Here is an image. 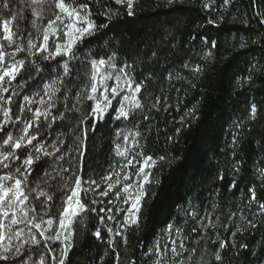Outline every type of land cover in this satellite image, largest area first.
<instances>
[{"label": "trees", "instance_id": "16d2710c", "mask_svg": "<svg viewBox=\"0 0 264 264\" xmlns=\"http://www.w3.org/2000/svg\"><path fill=\"white\" fill-rule=\"evenodd\" d=\"M76 3L89 5L98 31L77 45L78 58L70 63L71 72L65 78L70 91L62 89L58 93L53 115L63 111L65 95L71 107L73 97L86 83L89 54L107 59L115 53L117 67L131 65L129 71L136 83L143 81L139 93L143 107L127 120L114 119V112L109 110L95 131H88L82 155L75 150L73 134L69 133L79 118L77 113H66L67 119L58 120L47 129L42 121L41 139L51 143L57 133L65 134L61 151L70 144L74 150L58 163L69 169L65 176L75 170L85 187L88 177L100 183L101 177L118 171L123 158L116 155L117 144L127 148V154L153 157L154 166L145 169L151 173L150 183L143 185L147 195L141 201L138 224L125 223L127 213L117 212L116 206H129L113 193L108 197L99 195L104 189L102 183L99 189L92 186L95 192L81 193L88 210L74 218L72 248L65 264H116V252L120 264H155L157 260L159 264H180L190 255L182 252L181 242L189 250L196 249L191 254V264H197L200 257L203 264H264V211L260 208L264 204V0H230L227 5L223 0H136L132 16L115 0ZM109 9L118 12L111 20L105 15ZM7 16V10L0 12V19ZM31 18L26 11L25 19L15 22L25 37ZM104 24L108 26L102 27ZM24 56L20 53L16 59ZM10 62L6 57V63ZM37 62L41 67L39 75L21 73L12 83L15 93L6 94L12 96L13 117L24 105L23 97L42 94L44 85L62 74L60 57L43 62L37 58ZM91 103L80 105L85 115ZM92 124V119L85 122V126ZM79 131L76 129L75 134ZM25 151L20 150L21 158ZM42 163L33 165L35 171L29 177V185L43 175ZM6 172L0 168V176ZM140 183L142 180L136 179L135 187ZM42 186L55 191L50 215L59 216L61 193ZM133 189L136 192L137 188ZM93 199L98 203L93 205ZM29 202H33L31 198ZM36 207L39 211L38 202ZM101 207H111L115 219H107L105 212H100ZM100 216L105 217L103 223ZM169 224L171 233L167 231ZM97 229L100 238L93 235ZM117 232L121 235H115ZM172 241L181 255H173ZM222 242L227 246L218 247ZM59 246V242L50 244L52 248ZM44 249L43 241L24 245V255L12 264H21L29 254V264H38L42 254L46 264H50ZM217 252L221 261L215 259Z\"/></svg>", "mask_w": 264, "mask_h": 264}, {"label": "snow or ice", "instance_id": "6c2138e0", "mask_svg": "<svg viewBox=\"0 0 264 264\" xmlns=\"http://www.w3.org/2000/svg\"><path fill=\"white\" fill-rule=\"evenodd\" d=\"M135 2L136 0H115L116 4L126 7L129 16L134 15ZM168 2L171 3L172 0ZM223 3L227 5L230 0H223ZM204 6L209 7L207 4ZM4 10H7L8 16L0 19V133H2L0 135V168L6 169L7 172L0 176V261L4 264H12L14 260L24 255V245H39L43 241L44 250L50 257V264H65L68 251L72 248L71 238L74 230L71 226L74 218L88 210V206L81 200V193L87 195L89 191L95 192L102 183L104 189L99 191L100 196L108 197L111 192L117 200H121V193L126 194L122 203L128 204L131 201L130 207L123 209L116 206L117 212L127 213L124 217L126 224H138L141 201L147 195L143 185L150 183L148 178L151 173L146 172L145 169L154 166V161L153 157H143L142 153H137L128 159L129 150L117 144L116 155L124 156L127 160V163L121 166L120 171L135 167L133 161L139 165L134 173H126L124 176V181H131L133 174L138 181L142 180L136 189V194L133 196L130 192V189L134 187L131 182L122 183L119 179V172H110L101 177L100 183L88 177L87 187H85L82 185L81 176L77 175L75 170L72 171L71 176H65L64 173L69 169L58 163L69 157L74 150L70 144L61 151L66 139L65 134L57 133L55 140L49 143L46 139H41L43 135L41 122L43 121L47 129L58 120L67 119L66 113L79 114V118L72 124L69 133L73 134V144L77 146L75 150L82 155L88 131L94 132L96 124L103 121L109 114V110L114 112V119L127 120L131 114L143 107L139 98L143 81L136 83L134 75L129 71L132 68L131 65L124 63L117 67L115 53L107 59L103 57L96 59L89 54L86 57L88 62V69L85 72L86 83L73 97L74 103L71 107L67 103L68 95H65L63 111L53 115V109L58 103V93L62 89L66 93L70 91L65 85V78L70 75V63L78 58V52L75 51L77 45L83 44L86 39L94 36L98 31L92 19L91 9L87 3L77 4L76 0H0V12ZM26 11L32 18L25 40L23 29L19 23L15 22L23 21ZM105 15L111 20L113 16L118 15V12L114 13L109 9ZM45 19H47L46 23H44ZM261 23H264V20ZM107 26V24L102 25V27ZM212 46L215 47L214 44ZM20 53H25V56L16 59ZM6 57L11 59L10 63H6ZM57 57L61 58L59 66L62 74H57L54 80L45 84L42 94L23 97L24 105L18 108L17 114L13 117L10 107L12 96L6 95L10 91L15 93L12 83L21 73L29 77L39 75L41 67L37 58L43 62L56 60ZM196 71L200 69L197 68ZM108 81L112 84L109 85ZM87 101L92 103L85 115L80 105ZM113 101H116L115 107ZM34 104L37 107L33 108ZM25 112L29 115H25ZM255 113L256 107L253 105L251 108L253 118ZM88 119L93 120L91 126H85ZM6 128L7 131H5ZM33 129L35 130L32 131ZM76 129H80L79 134H75ZM117 135L119 136L120 133ZM127 139L125 136L124 140L127 141ZM21 149L26 150L23 158L19 154ZM138 157H143L142 162ZM159 159L164 160L165 158L160 157ZM17 161L19 163H16ZM40 161H43L41 164L43 175L38 181H33L29 185V177L35 171L33 165ZM68 162L72 163L71 160ZM114 175L117 177L115 181L113 180ZM73 176L76 177L75 180H72ZM54 181H59V183L54 184ZM69 181H72L71 187ZM42 185H47L48 189L54 188L61 193L59 216L50 215L52 206L50 202L54 199L55 191L50 192ZM93 185L96 189L92 188ZM30 198L33 201L31 203ZM252 199L255 200L254 194ZM37 202L40 205L39 211L36 207ZM91 203L95 205L98 201L93 199ZM109 203L111 204V201ZM260 208L264 211V204H260ZM92 211L95 212L96 209L92 208ZM111 211V207L107 210L100 208V212H105L109 220L115 219ZM104 218V216L99 217L100 223L104 222ZM171 230L172 225L169 224L167 231L171 233ZM107 231L111 233L112 229L108 228ZM237 231L240 229L237 228ZM177 232L179 234V230ZM93 235L100 238V230L97 229ZM115 235H121V233L117 232ZM123 239L126 244L127 238ZM57 242L60 244L58 248L50 247V244ZM113 242L114 238L109 240L110 245ZM175 243L172 241L173 255L179 256L182 252H190L185 260L180 261V264H191L193 259L191 254H194L196 249L189 250L181 242L182 252H177ZM226 246V242L218 245L220 248ZM156 247L159 248V242L156 243ZM28 251L31 253V248ZM115 258L116 264H120L119 252H116ZM215 259L222 260L219 252L215 253ZM30 260L31 254L21 261V264H29ZM38 264H46L43 254ZM155 264H159V260ZM197 264H203V257L198 259Z\"/></svg>", "mask_w": 264, "mask_h": 264}, {"label": "rangeland", "instance_id": "374dc122", "mask_svg": "<svg viewBox=\"0 0 264 264\" xmlns=\"http://www.w3.org/2000/svg\"><path fill=\"white\" fill-rule=\"evenodd\" d=\"M46 22H47V19H45L44 23H46ZM33 34H34V33H33ZM26 38H27V36L25 37V40H26ZM50 43H51V41H50ZM110 85H111V84H110ZM34 105H35V104H34ZM35 107H37V105H35ZM132 156H134V155L131 154V153H130V154H127V158H128V159H131ZM122 158H123V161H122L120 167L118 168V171H117V172H119V179L122 181V183H124V182H125V181H124V176H125V174H126V173H134L135 170L139 167V165H138V164H135V161H133V164L135 165V167H132V168H129V169H125V171H120L121 166L124 165L125 163H127L126 158H125L124 156H122ZM141 162H142V160H141ZM116 179H117V177L114 175V176H113V180L115 181ZM136 179H137V178H136L135 175L133 174V175H132V180H131V181H127V182H131V183L134 185L133 188H138V187H135V186H136V185H135V181H136ZM130 192L132 193L133 196L136 194V192H135L134 189H130ZM125 195H126V194H125ZM125 195H122V194H121L122 199H123V197H124ZM122 199H121V203H122ZM122 204H123V205H127V206L130 207L131 201H130L128 204H124V203H122Z\"/></svg>", "mask_w": 264, "mask_h": 264}]
</instances>
